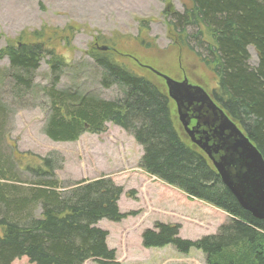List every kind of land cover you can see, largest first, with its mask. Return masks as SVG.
Here are the masks:
<instances>
[{
	"label": "trees",
	"instance_id": "trees-1",
	"mask_svg": "<svg viewBox=\"0 0 264 264\" xmlns=\"http://www.w3.org/2000/svg\"><path fill=\"white\" fill-rule=\"evenodd\" d=\"M168 31L180 50L193 54L217 80L214 97L238 124L264 158V0H188L181 10L168 5L163 12ZM141 25L149 31L148 20ZM60 35L67 28L58 31ZM56 34H52L53 37ZM8 41L0 58L9 66L0 71V84L9 81L11 95L30 94L35 74L46 61L52 75L47 89L50 111L45 133L54 141H76L85 131L103 132L106 123L120 126L143 147L140 168L192 200L206 202L229 218L217 233L198 240L179 237V225L157 222L142 233L146 248L172 245L180 253L201 251L207 264H264V220L240 206L221 182L206 157L187 144L176 128L171 101L145 76L114 51L94 48L89 54L98 67L103 87L116 86L119 98L105 100L76 86L58 88L71 67L56 50L45 46L50 33L34 30ZM258 62L251 65L249 47ZM5 117L0 103V143ZM32 153L15 151L13 167L30 170L38 181L29 188L2 183L15 176L0 149V264H115L116 251L107 245L108 231L101 220L120 222L122 186L108 175L65 185L55 176L54 162L22 167Z\"/></svg>",
	"mask_w": 264,
	"mask_h": 264
},
{
	"label": "rangeland",
	"instance_id": "rangeland-1",
	"mask_svg": "<svg viewBox=\"0 0 264 264\" xmlns=\"http://www.w3.org/2000/svg\"><path fill=\"white\" fill-rule=\"evenodd\" d=\"M168 5L182 11L188 0H0V49L8 41L17 43L22 36L28 40L26 36L32 31L45 28L50 33L45 46L62 54L71 65L58 84L62 90L80 86L105 100L119 98L116 86L101 85L98 67L89 56L98 45H109L117 50L114 52L117 58L163 93L167 92L165 79L150 68L175 80L186 75L191 82L202 83L212 92L217 80L211 70L175 45L163 14ZM141 20H148L149 31L141 25ZM64 28L68 32L60 35L58 31ZM52 34H56L53 39ZM249 52L250 63L255 66L257 52L253 46ZM47 60L41 61L34 87L22 99L12 97L9 81L0 84V103L5 111L0 149L15 174L11 179L2 178L1 182L24 189L38 181L34 172L14 169L15 151L35 155L25 157L22 167L43 166L42 158H51L57 167L56 178L65 185L108 175L123 188L119 209L126 213L120 222L104 219L98 223V227L108 231L107 245L116 251L115 264H207L204 254L196 249L184 254L172 245L146 248L142 233L147 228L153 229L157 222L177 224L180 238L198 240L217 233L229 216L206 202L187 198L181 191L146 174L139 165L143 147L116 124L107 122L100 133L85 131L76 141L52 140L45 133L50 111L47 89L53 78ZM8 66V58H0V71ZM170 105L179 131L176 107L174 103ZM84 264L98 263L88 260Z\"/></svg>",
	"mask_w": 264,
	"mask_h": 264
},
{
	"label": "water",
	"instance_id": "water-1",
	"mask_svg": "<svg viewBox=\"0 0 264 264\" xmlns=\"http://www.w3.org/2000/svg\"><path fill=\"white\" fill-rule=\"evenodd\" d=\"M97 48L101 51L115 50L109 45H98ZM150 69L165 79L168 96L175 101L180 121L186 129H189V122L187 121L189 111L187 110L194 103L207 104L219 115L220 120L223 122L220 126L222 133L220 135L229 132L226 138L222 139V142L226 143V140L232 139V145L227 148V151H232L238 155L241 169L232 175L228 163L220 160L214 162L217 172L241 207L254 217L264 220V158L258 148L249 139L248 135L242 132L224 111L210 100L204 89L189 84L187 80L177 81L152 68ZM190 134L192 142L200 146L209 155L212 153V146L209 144L208 137L196 139L195 132L192 129H190Z\"/></svg>",
	"mask_w": 264,
	"mask_h": 264
},
{
	"label": "flooded vegetation",
	"instance_id": "flooded-vegetation-1",
	"mask_svg": "<svg viewBox=\"0 0 264 264\" xmlns=\"http://www.w3.org/2000/svg\"><path fill=\"white\" fill-rule=\"evenodd\" d=\"M184 80H187L188 83L191 85L198 86L204 89V91L209 95L210 100L218 108L220 109L222 108L221 105L216 101L214 97V89L211 92L208 90L206 85H203L202 83H193L190 81V79L186 75L182 77L181 80L179 79L178 81H184ZM166 94L168 96V92H166ZM170 101L171 103H174L176 107L177 117L180 122L179 131H181V134H183L185 138L189 140L190 145L193 148L197 149L199 152H201L206 157L209 164L215 169L216 174L219 176L222 184L230 191V189L223 183L221 176L218 174L217 168L214 162L220 161V160L227 162L229 165V170L232 175L236 174L241 169V164H240V161L238 160V155L236 153H233L232 151H227V148L232 145V141H231L232 139L226 140V143L222 142V139L226 138L229 132L225 133L224 135H220L221 133L220 126L223 124V122L222 120H220L219 115L216 114V112L213 111V109L208 107L207 104L194 103L187 110L189 111L188 119H187V121L189 122V129H186L183 123L180 121L178 108H177L175 101H173L172 99H170ZM235 125L242 132H244L238 124L235 123ZM190 129H192L195 132L196 139L208 137L209 144L210 146H212V153L210 155L205 150H203L200 146L192 142V136L190 134Z\"/></svg>",
	"mask_w": 264,
	"mask_h": 264
}]
</instances>
